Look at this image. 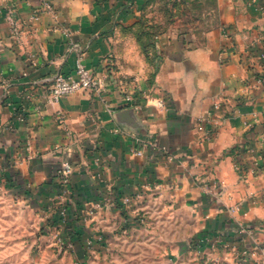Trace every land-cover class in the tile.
<instances>
[{
    "label": "crops",
    "instance_id": "obj_1",
    "mask_svg": "<svg viewBox=\"0 0 264 264\" xmlns=\"http://www.w3.org/2000/svg\"><path fill=\"white\" fill-rule=\"evenodd\" d=\"M147 2L0 0V195L141 264H264V0H199L149 46ZM78 58L102 90L48 103Z\"/></svg>",
    "mask_w": 264,
    "mask_h": 264
},
{
    "label": "rangeland",
    "instance_id": "obj_2",
    "mask_svg": "<svg viewBox=\"0 0 264 264\" xmlns=\"http://www.w3.org/2000/svg\"><path fill=\"white\" fill-rule=\"evenodd\" d=\"M208 7L213 4L203 5L199 0H148L141 27L155 35L194 27L196 16ZM52 215L21 207L0 195V264H141L122 244L73 243V229L56 226Z\"/></svg>",
    "mask_w": 264,
    "mask_h": 264
},
{
    "label": "built area",
    "instance_id": "obj_3",
    "mask_svg": "<svg viewBox=\"0 0 264 264\" xmlns=\"http://www.w3.org/2000/svg\"><path fill=\"white\" fill-rule=\"evenodd\" d=\"M229 48H232V46H230ZM226 50H228V48H226ZM260 58H264V54H262ZM125 86L126 83L123 84V87L121 89L123 101L134 111H139L143 106V100L147 98L146 93L139 92L135 88L128 91ZM102 88V81L98 77H96L91 70L85 67V65L82 63L81 58H78L75 63V71L73 76L63 75L60 73L54 76L46 97V101L48 103H56L63 97L77 92H89L98 94L102 90ZM157 105L161 107L163 103L159 101ZM219 107V105H216L215 108L219 109ZM58 122L61 124L63 121L59 118ZM134 144L136 146L133 152L134 155L141 156L142 151L138 147H143L144 144L137 138L134 139ZM236 168L239 171L241 170V167L238 164H236ZM71 172V165L65 161L59 165L55 174L63 184H67ZM245 231L246 229H242V232Z\"/></svg>",
    "mask_w": 264,
    "mask_h": 264
},
{
    "label": "trees",
    "instance_id": "obj_4",
    "mask_svg": "<svg viewBox=\"0 0 264 264\" xmlns=\"http://www.w3.org/2000/svg\"><path fill=\"white\" fill-rule=\"evenodd\" d=\"M141 19H139V21L137 22V34H136V38L138 39V41H143L142 43H146L147 46L151 45V41H153V37L155 36V34L152 33H145L143 30V28L141 27ZM145 46V45H143Z\"/></svg>",
    "mask_w": 264,
    "mask_h": 264
}]
</instances>
